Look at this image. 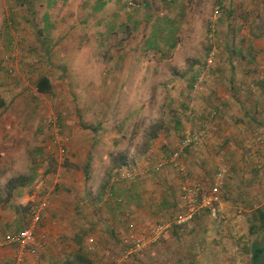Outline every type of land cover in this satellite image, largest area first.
<instances>
[{
    "label": "rangeland",
    "instance_id": "rangeland-1",
    "mask_svg": "<svg viewBox=\"0 0 264 264\" xmlns=\"http://www.w3.org/2000/svg\"><path fill=\"white\" fill-rule=\"evenodd\" d=\"M142 1L130 14L159 17L164 35L176 28L159 40L168 58L161 80L114 89L91 88L81 64L91 48L122 45L48 41L45 0H0V244L46 203L23 264H249L264 236V0ZM178 149L177 167L157 168ZM217 180L222 218L199 210L191 228L127 254L186 210L189 188ZM17 251L0 245V264Z\"/></svg>",
    "mask_w": 264,
    "mask_h": 264
},
{
    "label": "crops",
    "instance_id": "crops-1",
    "mask_svg": "<svg viewBox=\"0 0 264 264\" xmlns=\"http://www.w3.org/2000/svg\"><path fill=\"white\" fill-rule=\"evenodd\" d=\"M45 3L42 19L43 31L47 33L48 41H66L70 38L79 42L83 40L100 43L115 41L116 46L122 45V47L106 48L104 51L91 48L86 55L89 57L88 61H83L84 64H81L84 72L95 74L94 78L89 80L91 88H130L133 87L132 81H145L146 78L147 81L161 80L163 72L161 65L168 58V49L161 50L159 40L170 33L168 38L172 41L176 28H172L164 35L158 25L161 21L159 17L148 15L147 21L143 17H136L130 14V11L139 9L129 8L123 0H94L93 4L87 0H45ZM140 4L141 7L147 5L142 0ZM147 23H149L147 31L138 32L141 28L139 26ZM85 25L88 26L84 29L88 32L84 33L87 36L82 35ZM54 26L59 28L54 29ZM128 28L132 32L128 40L131 43L127 47L126 30ZM77 55L81 58L83 52L77 51ZM145 73L147 76L143 79ZM134 87L144 86L137 84ZM19 191L20 189H14L9 191L8 195L14 198ZM22 198V201H26L27 195ZM255 245L264 249V236L254 242L252 248ZM249 264H253L251 259Z\"/></svg>",
    "mask_w": 264,
    "mask_h": 264
},
{
    "label": "built area",
    "instance_id": "built-area-1",
    "mask_svg": "<svg viewBox=\"0 0 264 264\" xmlns=\"http://www.w3.org/2000/svg\"><path fill=\"white\" fill-rule=\"evenodd\" d=\"M124 3L132 9H140V0H123ZM196 136H186L183 140L184 145H189L196 141ZM181 150L172 151L166 159L159 160L157 168H162L166 164L171 166H178V160L180 158ZM220 183L215 182L209 191H205L201 186L194 185L188 189L187 195L185 196L186 210L176 213L172 219L166 224L156 225L151 229L150 241L148 237H138L133 240L128 248L127 254H131L140 251L144 246L150 242L158 240L160 235L167 230L176 228H191L194 217L198 214L199 210H204L213 219L222 218V203L219 197ZM45 201L32 202L30 205V212L32 216V228H24L20 231L9 233L4 236L2 243L3 246H11L17 248L14 255L15 264H23V250L29 249V252L35 253L37 249V242L33 233V226L39 220L40 211L45 208Z\"/></svg>",
    "mask_w": 264,
    "mask_h": 264
},
{
    "label": "trees",
    "instance_id": "trees-1",
    "mask_svg": "<svg viewBox=\"0 0 264 264\" xmlns=\"http://www.w3.org/2000/svg\"><path fill=\"white\" fill-rule=\"evenodd\" d=\"M51 89H52V85H51V83L47 77L41 76L37 79L36 91L38 93L48 94L51 92ZM258 220L261 223L264 222V214L263 213L258 214ZM251 260L253 261V264H264V249H263V247H260L257 245L253 246V248L251 249Z\"/></svg>",
    "mask_w": 264,
    "mask_h": 264
}]
</instances>
